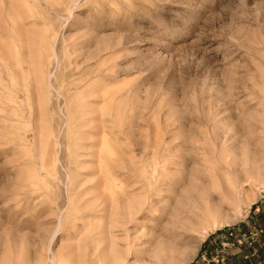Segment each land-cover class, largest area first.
<instances>
[{"label":"rangeland","instance_id":"374dc122","mask_svg":"<svg viewBox=\"0 0 264 264\" xmlns=\"http://www.w3.org/2000/svg\"><path fill=\"white\" fill-rule=\"evenodd\" d=\"M262 198L264 0H0V264L131 263L165 229L193 264ZM205 201L222 223L177 230Z\"/></svg>","mask_w":264,"mask_h":264},{"label":"crops","instance_id":"0c3cea01","mask_svg":"<svg viewBox=\"0 0 264 264\" xmlns=\"http://www.w3.org/2000/svg\"><path fill=\"white\" fill-rule=\"evenodd\" d=\"M232 237H229V235ZM251 235L250 245H234L242 236ZM193 264H264V199L250 207L248 216L235 228L208 236Z\"/></svg>","mask_w":264,"mask_h":264},{"label":"bare ground","instance_id":"6f19581e","mask_svg":"<svg viewBox=\"0 0 264 264\" xmlns=\"http://www.w3.org/2000/svg\"><path fill=\"white\" fill-rule=\"evenodd\" d=\"M139 213H140V211H139ZM129 217L130 218H128L129 219L128 222L131 224V222L134 221L135 217H134V215H129ZM220 219H221L220 212H218V210H216V209H213L211 203L205 201V203H203L202 205L197 204L194 208H192L190 213H188V215H186L185 218L183 219V221L181 222L183 224L177 226L176 229L177 230H181V231H185V232H192V233L201 232V234L203 235V234H205L206 228H210L212 230L215 229L216 228V223L218 224ZM128 222H124L123 224L126 225ZM220 222L222 223V221H220ZM172 223L170 224V226L173 227ZM164 231H165L164 232L165 235L163 234L161 238L159 237L156 240V244L154 246V249H152V251L150 250L147 255L145 254L146 257H147L146 259H141V258L137 259V258L133 257V261L131 263L125 262L124 258H121L120 261H117L116 259H114L112 261L113 264H140V263L141 264H161V260H163V258L166 256V255L165 256L163 255V253H162L163 250L165 251V254H168L167 256L171 255V253L173 252L171 250L173 249V246H174V245H172V241L171 240L175 239L174 237H181V235H182V233L173 232V231L167 233L166 229ZM123 232H124V235H125V240L128 241L126 246L129 248V247H131V240H130V236H129V233H128V229L124 228ZM101 234H102V232H101ZM144 234H145V232H144ZM132 244L135 246L134 241L132 242ZM140 253H141V251H140ZM172 260H175V259H170L169 264H184V262H185V259H177L175 261H172Z\"/></svg>","mask_w":264,"mask_h":264},{"label":"built area","instance_id":"2783aa9c","mask_svg":"<svg viewBox=\"0 0 264 264\" xmlns=\"http://www.w3.org/2000/svg\"><path fill=\"white\" fill-rule=\"evenodd\" d=\"M229 237H232V235L230 234ZM251 236L249 237H246V236H242L240 239H238L237 241H234V245H240L242 242H248V244L250 245V242H251ZM218 263V261L215 259L213 260L211 263H207V264H216Z\"/></svg>","mask_w":264,"mask_h":264}]
</instances>
